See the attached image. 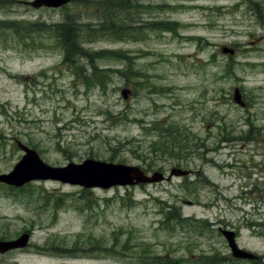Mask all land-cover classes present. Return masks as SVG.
<instances>
[{
    "label": "rangeland",
    "instance_id": "rangeland-1",
    "mask_svg": "<svg viewBox=\"0 0 264 264\" xmlns=\"http://www.w3.org/2000/svg\"><path fill=\"white\" fill-rule=\"evenodd\" d=\"M34 1L0 0V175L25 155L19 142L52 167L193 173L108 189L0 184V240L31 234L0 264H255L232 256L231 230L264 264V0ZM69 21L82 54L66 63L53 26ZM156 123L188 137L181 156H146Z\"/></svg>",
    "mask_w": 264,
    "mask_h": 264
},
{
    "label": "water",
    "instance_id": "water-1",
    "mask_svg": "<svg viewBox=\"0 0 264 264\" xmlns=\"http://www.w3.org/2000/svg\"><path fill=\"white\" fill-rule=\"evenodd\" d=\"M70 0H35L32 6L35 8H61L67 5ZM224 54H234L230 48H223ZM129 90L122 91L124 99H128ZM234 99L236 103L244 106L241 100L239 89L235 90ZM20 148L25 152L21 161L9 174L0 175V183H4L17 188L23 187L29 182L38 181H60L63 183L82 186L90 189L100 187L108 189L113 186H134L138 184L160 183L165 176L160 172H155L152 176L145 174L143 170L136 166L123 164H113L92 159L85 160L82 164L71 163L65 167H52L46 164L36 150L28 148L19 142ZM188 171L173 169L172 176H187ZM232 249L233 255L240 259H253L254 255L240 249L235 240L233 231H223ZM30 234L24 233L21 237L11 241H0V254H5L17 249H24L29 245Z\"/></svg>",
    "mask_w": 264,
    "mask_h": 264
},
{
    "label": "trees",
    "instance_id": "trees-1",
    "mask_svg": "<svg viewBox=\"0 0 264 264\" xmlns=\"http://www.w3.org/2000/svg\"><path fill=\"white\" fill-rule=\"evenodd\" d=\"M114 2H116V0H114L113 3ZM103 16L104 19H102L103 22L101 23L100 26L101 28L106 27L107 25L106 19L111 16V9L107 10L105 8ZM80 30L81 29L79 25L74 24L71 21H69V23L66 24H59L53 26V31L57 35L59 41L61 42L65 50L64 61L66 63L73 62L72 56L76 55V53H78V55L82 54L81 53L82 49L80 47ZM70 40H72V42ZM104 54H106V52H99L96 53L95 56L105 57ZM98 72H99L98 69L95 68L91 75L96 80H101L103 77ZM101 83L103 86L106 85V83L103 82ZM155 126L158 131V135H157L158 139L153 140L152 143H150L149 147L143 150V151H147L148 154H146V156H148L149 159L153 160L155 156L158 157L159 155H170L174 158L176 157V155L181 156V154H183L187 150L186 144L187 142H189V139L188 137L187 138L185 137V134L178 127H175L173 125L165 126V125H161L160 123H156ZM158 171L162 172L163 168H159ZM166 216L168 219L170 218L171 220H176L180 218V213L178 214L177 210L173 211L172 208L168 212H166ZM203 224L205 225V223ZM255 264H260V262L255 261Z\"/></svg>",
    "mask_w": 264,
    "mask_h": 264
}]
</instances>
